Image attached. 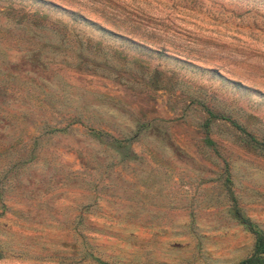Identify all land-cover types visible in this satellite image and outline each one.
Returning a JSON list of instances; mask_svg holds the SVG:
<instances>
[{"label":"rangeland","instance_id":"1","mask_svg":"<svg viewBox=\"0 0 264 264\" xmlns=\"http://www.w3.org/2000/svg\"><path fill=\"white\" fill-rule=\"evenodd\" d=\"M264 233V0H0V264H237Z\"/></svg>","mask_w":264,"mask_h":264},{"label":"trees","instance_id":"2","mask_svg":"<svg viewBox=\"0 0 264 264\" xmlns=\"http://www.w3.org/2000/svg\"><path fill=\"white\" fill-rule=\"evenodd\" d=\"M242 220L247 223L249 230L254 234V243L252 252L237 264H264V233L255 229L247 219L242 218Z\"/></svg>","mask_w":264,"mask_h":264}]
</instances>
